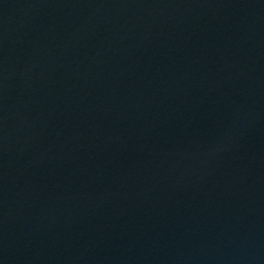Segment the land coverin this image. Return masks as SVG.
I'll return each instance as SVG.
<instances>
[{
	"label": "water",
	"instance_id": "water-1",
	"mask_svg": "<svg viewBox=\"0 0 264 264\" xmlns=\"http://www.w3.org/2000/svg\"><path fill=\"white\" fill-rule=\"evenodd\" d=\"M0 264H264V0H0Z\"/></svg>",
	"mask_w": 264,
	"mask_h": 264
}]
</instances>
